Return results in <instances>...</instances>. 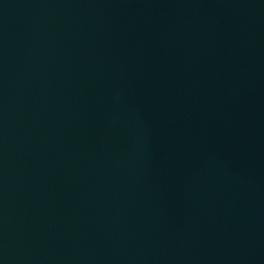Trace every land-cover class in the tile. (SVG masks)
Returning a JSON list of instances; mask_svg holds the SVG:
<instances>
[{
  "label": "water",
  "instance_id": "95a60500",
  "mask_svg": "<svg viewBox=\"0 0 264 264\" xmlns=\"http://www.w3.org/2000/svg\"><path fill=\"white\" fill-rule=\"evenodd\" d=\"M0 264H264V0H0Z\"/></svg>",
  "mask_w": 264,
  "mask_h": 264
}]
</instances>
